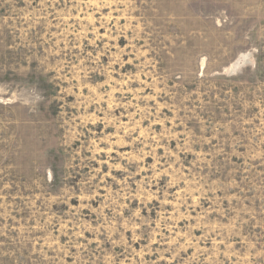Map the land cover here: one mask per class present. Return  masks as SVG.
<instances>
[{"label":"rangeland","instance_id":"rangeland-1","mask_svg":"<svg viewBox=\"0 0 264 264\" xmlns=\"http://www.w3.org/2000/svg\"><path fill=\"white\" fill-rule=\"evenodd\" d=\"M0 264H264V0H0Z\"/></svg>","mask_w":264,"mask_h":264}]
</instances>
